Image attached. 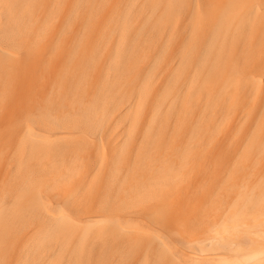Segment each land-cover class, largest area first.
I'll use <instances>...</instances> for the list:
<instances>
[{
    "label": "bare ground",
    "instance_id": "6f19581e",
    "mask_svg": "<svg viewBox=\"0 0 264 264\" xmlns=\"http://www.w3.org/2000/svg\"><path fill=\"white\" fill-rule=\"evenodd\" d=\"M0 264H264V0H0Z\"/></svg>",
    "mask_w": 264,
    "mask_h": 264
}]
</instances>
